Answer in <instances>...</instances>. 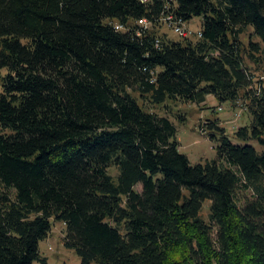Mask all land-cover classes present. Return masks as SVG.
I'll list each match as a JSON object with an SVG mask.
<instances>
[{
    "label": "trees",
    "instance_id": "16d2710c",
    "mask_svg": "<svg viewBox=\"0 0 264 264\" xmlns=\"http://www.w3.org/2000/svg\"><path fill=\"white\" fill-rule=\"evenodd\" d=\"M169 13L198 37L160 34ZM261 44L264 0H0V264H49L52 218L83 264H264ZM134 94L242 98L251 120L236 143L209 119L217 156L192 164Z\"/></svg>",
    "mask_w": 264,
    "mask_h": 264
},
{
    "label": "rangeland",
    "instance_id": "374dc122",
    "mask_svg": "<svg viewBox=\"0 0 264 264\" xmlns=\"http://www.w3.org/2000/svg\"><path fill=\"white\" fill-rule=\"evenodd\" d=\"M202 16L198 15L183 24L187 36L196 38L199 35ZM160 34H165L169 38L178 40L183 37L176 32L175 28L168 22L161 23L158 27ZM253 28L247 27L241 33L240 40H243L247 46L250 39L259 41L257 36L252 35ZM263 49V58L259 63H252L248 57L245 58V63L253 72V79L257 82L256 86H264V44H261ZM261 54V52L259 53ZM262 56V54H261ZM137 100L145 107L146 110L157 114L167 115L173 121L177 128L175 138L179 142L178 150L189 157L192 164L202 163L205 160L216 158L217 142L212 141L208 134L210 129L207 127L209 119L219 117V123L225 126L228 137L233 142L239 143L234 136V132L240 126L249 124L251 114L247 109L246 100L238 98L234 101L218 103L221 105V110L212 107H203L204 105H196L194 103L181 100H168L165 103L154 105L147 100H141L137 94H134ZM210 104L206 103V105ZM223 109V110H222ZM184 117V119H182ZM112 175L116 176L117 172L112 167L109 169ZM137 189L141 186L136 185ZM210 200L203 203L202 215L205 219L208 218ZM66 235V226L63 220L52 218V226L48 237L39 242L40 254L49 261V264H83L82 259L76 254L75 250L64 245V236ZM92 264H98L93 262Z\"/></svg>",
    "mask_w": 264,
    "mask_h": 264
},
{
    "label": "built area",
    "instance_id": "2783aa9c",
    "mask_svg": "<svg viewBox=\"0 0 264 264\" xmlns=\"http://www.w3.org/2000/svg\"><path fill=\"white\" fill-rule=\"evenodd\" d=\"M164 21L165 22H168L169 24H171L173 26V28H175L176 32H178L179 35H182L183 37L184 36H187V33H186V30H185V27L183 28V24L186 22V21H182L181 18L179 17H176L174 14H170L168 16H166L164 18ZM140 25L143 24L144 26H147L149 24V22L147 21L146 18H142L141 20H139L138 22ZM115 27L117 29H123V26L121 24H118L116 23L115 24ZM221 107H219L220 109Z\"/></svg>",
    "mask_w": 264,
    "mask_h": 264
},
{
    "label": "crops",
    "instance_id": "0c3cea01",
    "mask_svg": "<svg viewBox=\"0 0 264 264\" xmlns=\"http://www.w3.org/2000/svg\"><path fill=\"white\" fill-rule=\"evenodd\" d=\"M207 99H206V101L204 102V103H202V105H204L203 107H212V108H215V106H216V108L218 109V106H217V104L219 103V101L217 100V98H215L214 96H212V95H208L207 97H206ZM210 102V104H208V105H206V103H209ZM219 110H221V109H219ZM223 110V109H222ZM217 116H215L214 118H216ZM217 119H219V117H217ZM220 124V123H219ZM221 126H223L222 124H220ZM225 127V126H224Z\"/></svg>",
    "mask_w": 264,
    "mask_h": 264
},
{
    "label": "clouds",
    "instance_id": "9594fccd",
    "mask_svg": "<svg viewBox=\"0 0 264 264\" xmlns=\"http://www.w3.org/2000/svg\"><path fill=\"white\" fill-rule=\"evenodd\" d=\"M219 107H221V105H218V109H219ZM221 109V108H220Z\"/></svg>",
    "mask_w": 264,
    "mask_h": 264
}]
</instances>
